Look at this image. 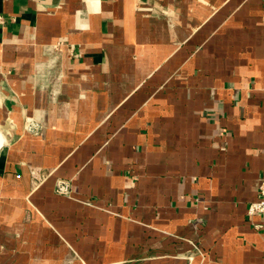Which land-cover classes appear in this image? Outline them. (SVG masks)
<instances>
[{
  "label": "crops",
  "instance_id": "obj_1",
  "mask_svg": "<svg viewBox=\"0 0 264 264\" xmlns=\"http://www.w3.org/2000/svg\"><path fill=\"white\" fill-rule=\"evenodd\" d=\"M0 135V264H264V0H0Z\"/></svg>",
  "mask_w": 264,
  "mask_h": 264
},
{
  "label": "built area",
  "instance_id": "obj_2",
  "mask_svg": "<svg viewBox=\"0 0 264 264\" xmlns=\"http://www.w3.org/2000/svg\"><path fill=\"white\" fill-rule=\"evenodd\" d=\"M30 129L34 132L39 131L38 125H32L30 126ZM56 192L59 195L71 197L72 182L69 180H59L57 183ZM247 215L250 219L258 215H264V182L261 184L259 189V200L249 206Z\"/></svg>",
  "mask_w": 264,
  "mask_h": 264
},
{
  "label": "bare ground",
  "instance_id": "obj_3",
  "mask_svg": "<svg viewBox=\"0 0 264 264\" xmlns=\"http://www.w3.org/2000/svg\"><path fill=\"white\" fill-rule=\"evenodd\" d=\"M2 145V136L0 135V146Z\"/></svg>",
  "mask_w": 264,
  "mask_h": 264
},
{
  "label": "water",
  "instance_id": "obj_4",
  "mask_svg": "<svg viewBox=\"0 0 264 264\" xmlns=\"http://www.w3.org/2000/svg\"><path fill=\"white\" fill-rule=\"evenodd\" d=\"M7 140H9V139H7Z\"/></svg>",
  "mask_w": 264,
  "mask_h": 264
}]
</instances>
